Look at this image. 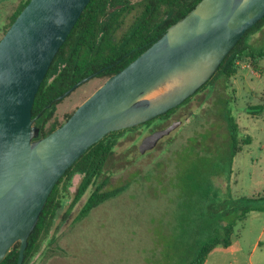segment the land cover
Instances as JSON below:
<instances>
[{"label":"rangeland","instance_id":"374dc122","mask_svg":"<svg viewBox=\"0 0 264 264\" xmlns=\"http://www.w3.org/2000/svg\"><path fill=\"white\" fill-rule=\"evenodd\" d=\"M18 3L0 0V29ZM2 35L0 31V39ZM248 42L263 46L264 26ZM238 67L235 76H217L168 119L123 133L98 182L106 179L104 190L125 188L81 221L75 218L93 186L69 210L82 178L74 175L47 237L28 264H186L204 218L220 215L228 224L233 215L222 212L230 211L233 200L264 197V61L259 72L249 62ZM104 81L93 78L80 85L56 106L53 120L63 123ZM225 112L238 125L240 152L232 163ZM175 122L180 125L153 150L137 154L151 131ZM232 243L238 252L222 253L218 246L205 264H248L256 245L252 264H264V213L251 212L237 221Z\"/></svg>","mask_w":264,"mask_h":264},{"label":"water","instance_id":"95a60500","mask_svg":"<svg viewBox=\"0 0 264 264\" xmlns=\"http://www.w3.org/2000/svg\"><path fill=\"white\" fill-rule=\"evenodd\" d=\"M89 1L30 0L0 39V263L17 242L16 264L23 263L28 238L55 184L92 145L111 132L137 127L179 107L264 17V0H201L107 78L61 126L40 137L35 122L42 113L32 117L35 96ZM167 84L173 87L166 94L144 99ZM179 125L144 137L137 154L153 150Z\"/></svg>","mask_w":264,"mask_h":264},{"label":"trees","instance_id":"16d2710c","mask_svg":"<svg viewBox=\"0 0 264 264\" xmlns=\"http://www.w3.org/2000/svg\"><path fill=\"white\" fill-rule=\"evenodd\" d=\"M30 0H19L16 9L8 17L7 25L0 31L5 34L16 17ZM201 0H90L79 19L73 26L63 45L56 53L35 96L32 117L39 113L35 126L40 127V137H44L63 123L53 120L56 106L62 101L58 97L91 77L107 79L118 73L153 43L162 37L166 30L188 14ZM264 17L255 26L246 31L230 53L224 58L214 76L194 95L205 88L217 76L229 79L238 71L240 63L249 62L257 71L258 64L264 61V45L255 46L248 42L251 34L262 29ZM2 35V36H3ZM90 79V80H91ZM69 96V95H68ZM192 97L188 98L186 104ZM51 105L50 108H46ZM261 113V107L258 108ZM174 109L159 116L166 119ZM227 126L226 138L229 143L230 163L240 148L238 147V125L230 113L225 112ZM48 125V128L46 126ZM129 130L111 132L92 145L58 180L42 210L39 220L28 238L22 264H28L38 252L47 237L53 219L68 196L72 178L78 174L82 178L72 198L69 210L83 197L89 187L93 190L81 207L76 221L83 220L94 208L103 202L118 196L125 186L104 190L106 179L98 182L104 172L107 161L113 154L119 138ZM248 144V141H243ZM264 197L258 199L242 198L233 200L230 211L222 214L233 215L228 224H223L219 215L214 219L204 218L199 226L198 239L191 246L186 264H205L208 255L218 246L227 249L232 244L233 229L237 221H243L251 212H263ZM68 215V213H66ZM19 242L15 243L0 264H16Z\"/></svg>","mask_w":264,"mask_h":264},{"label":"bare ground","instance_id":"6f19581e","mask_svg":"<svg viewBox=\"0 0 264 264\" xmlns=\"http://www.w3.org/2000/svg\"><path fill=\"white\" fill-rule=\"evenodd\" d=\"M172 87H173L172 84L164 85V86L152 91L148 95H146L144 97V99L150 100V101L156 100L159 97H161L162 95L166 94Z\"/></svg>","mask_w":264,"mask_h":264},{"label":"crops","instance_id":"0c3cea01","mask_svg":"<svg viewBox=\"0 0 264 264\" xmlns=\"http://www.w3.org/2000/svg\"><path fill=\"white\" fill-rule=\"evenodd\" d=\"M233 243L231 244V246L229 247V248H227V249H224V248H222V253H226V252H230V254H235L236 252H238L237 251V249H235L234 247H233ZM259 248V245H256V246H254V249H253V251L250 253V255L248 256V258H247V263L248 264H252V256H253V254L256 252V250Z\"/></svg>","mask_w":264,"mask_h":264},{"label":"flooded vegetation","instance_id":"af4514ba","mask_svg":"<svg viewBox=\"0 0 264 264\" xmlns=\"http://www.w3.org/2000/svg\"><path fill=\"white\" fill-rule=\"evenodd\" d=\"M194 96V95H193ZM192 96V97H193ZM185 105V104H184ZM181 107H183V104H181L179 107H177V108H175L174 109V111L168 116V117H170L173 113H175L178 109H180ZM168 113V112H167ZM166 113V114H167ZM168 117L166 118V119H168ZM157 119H161V118H159V116L158 117H156L155 119H153V120H151V121H149V122H147V123H145V124H142V125H139V126H150V125H152V123L155 121V120H157ZM162 121H163V119H162ZM139 126H137V127H139ZM137 127H134V128H130V129H126V130H133V129H136ZM166 128V127H165ZM162 129H164V128H162ZM158 130H161V129H157V130H153V131H151L148 135H150V134H152L153 132H155V131H158ZM147 135V136H148ZM166 137V136H165ZM163 139V138H162ZM160 142V141H159ZM158 142V143H159ZM158 145V144H157Z\"/></svg>","mask_w":264,"mask_h":264}]
</instances>
